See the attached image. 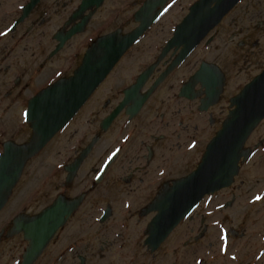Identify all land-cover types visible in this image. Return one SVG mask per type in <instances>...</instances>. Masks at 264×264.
Returning <instances> with one entry per match:
<instances>
[{
	"label": "flooded vegetation",
	"instance_id": "1",
	"mask_svg": "<svg viewBox=\"0 0 264 264\" xmlns=\"http://www.w3.org/2000/svg\"><path fill=\"white\" fill-rule=\"evenodd\" d=\"M146 1L0 0V150L7 142H18L20 118L25 117L30 99L51 83L45 78L36 89L38 75L48 70L52 60L64 54L74 39L71 56L81 55L82 60L100 36L129 33L137 27V12ZM167 1L153 8L154 15L162 14L61 131L63 159L57 170L50 171L60 173V182L54 185L49 180L39 197L44 198L43 205L17 209L0 228L3 264H10L11 258V264H23L32 244L23 233L9 236L14 220L38 215L59 196L65 203L81 198V204L32 264H175L179 248L175 234L183 222L152 250L147 244L148 226L155 213H148L149 205L175 181L180 150L191 152L197 144L205 149L230 107L221 106L228 79L227 64L221 60L226 54L218 31L221 24L175 66L180 48L175 42L168 44L176 26L152 35L160 21L175 11V1L181 0ZM80 28L81 33L59 48L71 30ZM87 33L92 34L89 43L83 40ZM201 49L204 56L191 62ZM213 92L218 98L209 105ZM198 134L200 142L190 137ZM190 154L188 161H194ZM78 162L74 171L71 166ZM80 180L87 186L73 192ZM70 228L71 236L61 238ZM208 229L202 219L189 232L183 230L179 239L186 237L184 246H191L204 239ZM86 230H92V236ZM182 261L189 264L190 259L184 256Z\"/></svg>",
	"mask_w": 264,
	"mask_h": 264
},
{
	"label": "water",
	"instance_id": "2",
	"mask_svg": "<svg viewBox=\"0 0 264 264\" xmlns=\"http://www.w3.org/2000/svg\"><path fill=\"white\" fill-rule=\"evenodd\" d=\"M241 0H198L175 30L168 44L182 47L175 66L213 30ZM166 0H150L137 13L140 25L129 34L120 31L100 37L90 46L73 75L62 78L30 100L27 120L33 134L23 144L8 142L0 154V211L7 204L27 162L36 156L77 114L97 87L111 72L123 54L155 21L153 8ZM75 32L71 30L59 48ZM218 93L209 95L208 104L217 101ZM208 107V106H207ZM204 107V108H207ZM264 119V70L231 99V110L221 130L208 144L198 167L185 177L166 185L151 203L148 213L155 216L148 226L147 244L156 250L179 223L187 218L206 195L232 185L240 170V161L252 154L245 144ZM79 162L71 166L75 171ZM81 198L65 203L59 197L38 216L15 220L10 234L23 231L31 239L23 264H32L55 232L65 224L80 205Z\"/></svg>",
	"mask_w": 264,
	"mask_h": 264
},
{
	"label": "rangeland",
	"instance_id": "3",
	"mask_svg": "<svg viewBox=\"0 0 264 264\" xmlns=\"http://www.w3.org/2000/svg\"><path fill=\"white\" fill-rule=\"evenodd\" d=\"M194 2L175 1V11L168 13L160 21L152 35L155 32L172 30L187 15L189 7ZM132 25L133 23L130 24ZM218 31L226 51L221 60L228 67L226 100L221 104L223 109H227L230 98L239 93L248 82L264 70V0H243L227 16ZM91 37L92 34L87 33L83 36L84 42L89 43ZM75 42L76 39L64 54L52 60L48 70L38 75L36 89L45 78L54 82L71 75L78 67L81 63V55L78 59L71 56L75 50ZM79 50L81 46H78L77 51ZM203 56L204 50L201 49L192 57L191 62ZM208 57L213 58L214 54L210 53ZM46 74H48L47 77ZM227 113V111L224 112V117ZM215 131L211 133V137L215 135ZM30 136V126L21 116L18 142H26ZM190 137L194 141H201L199 134L196 137L195 135ZM63 146L64 139L59 133L44 151L36 155L34 160L29 161L23 179L6 207L0 212V228L9 219L11 221L17 209L24 207L37 209L43 205L44 198L39 197H42L47 190V182L51 180L55 185L61 180L59 172L52 175L50 171L54 167L55 170L60 167L63 159ZM183 146L187 147V145ZM247 146L254 152L247 161L241 164L235 183L227 189L207 196L192 216L179 227V232L175 234V246L179 247L175 252V264H183L184 256L190 259L189 264H202V262L205 264H262L260 258L264 255V121L253 132ZM190 151L180 150L175 179L193 171L201 161L205 150L199 148L197 144L195 149ZM189 154L194 161H188ZM86 186L87 183L80 180L73 188V192L83 190ZM38 198L39 201H37ZM227 202L232 204H226ZM202 219H205L209 227L206 237L191 246H184L186 237L179 239L180 233L183 230L189 232L188 229L195 227ZM114 220L119 221L117 217ZM72 232L73 229L70 228L59 236L61 238L70 237ZM84 232L88 233V237L93 233L92 230ZM128 234L132 238L131 231H128ZM4 248H8V245H4ZM191 252L197 255L190 256ZM5 262L6 259L0 260V264ZM11 262L12 258L9 263Z\"/></svg>",
	"mask_w": 264,
	"mask_h": 264
},
{
	"label": "bare ground",
	"instance_id": "4",
	"mask_svg": "<svg viewBox=\"0 0 264 264\" xmlns=\"http://www.w3.org/2000/svg\"><path fill=\"white\" fill-rule=\"evenodd\" d=\"M262 262V264H264V255H262V257L260 258V263Z\"/></svg>",
	"mask_w": 264,
	"mask_h": 264
}]
</instances>
